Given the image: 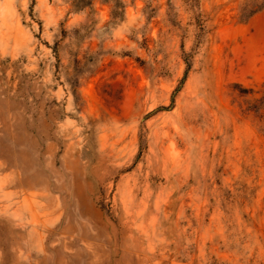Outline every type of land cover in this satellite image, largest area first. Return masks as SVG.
Masks as SVG:
<instances>
[{
  "label": "rangeland",
  "instance_id": "1",
  "mask_svg": "<svg viewBox=\"0 0 264 264\" xmlns=\"http://www.w3.org/2000/svg\"><path fill=\"white\" fill-rule=\"evenodd\" d=\"M117 1L0 0V264H264V0Z\"/></svg>",
  "mask_w": 264,
  "mask_h": 264
},
{
  "label": "trees",
  "instance_id": "2",
  "mask_svg": "<svg viewBox=\"0 0 264 264\" xmlns=\"http://www.w3.org/2000/svg\"><path fill=\"white\" fill-rule=\"evenodd\" d=\"M95 0H68L69 5L71 6V8L75 11H83L85 9H91L92 5L94 3ZM117 0H115L116 2ZM118 3V8H122V3L117 1ZM116 8V7H115ZM115 12H113V16L118 15L117 14V10H114ZM119 13V12H118ZM260 102L264 103V96H262L259 99ZM263 112L259 113V118L261 119V121H264V108H262Z\"/></svg>",
  "mask_w": 264,
  "mask_h": 264
}]
</instances>
